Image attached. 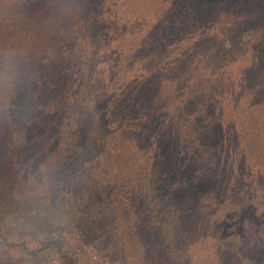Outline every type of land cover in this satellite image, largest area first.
Here are the masks:
<instances>
[{
	"label": "trees",
	"instance_id": "16d2710c",
	"mask_svg": "<svg viewBox=\"0 0 264 264\" xmlns=\"http://www.w3.org/2000/svg\"><path fill=\"white\" fill-rule=\"evenodd\" d=\"M217 3L216 0H100L99 4L88 0H0V162L3 157L7 164L29 170L42 161V168L39 166L34 172H69L75 162L80 165L77 172L93 174L86 164L93 153L106 156L104 170L94 176L105 203L100 200L102 205L96 204L87 214L89 218L101 215L113 218L110 228L115 233H120L122 226L121 211L125 210L122 197L133 194L138 200L142 196L137 193L138 188L155 191L158 185L171 181L162 174L167 172L162 166L165 156L162 146L150 149L147 158L138 157L139 148L146 147L148 140L154 144L156 130L143 110L133 109L136 98L162 108L166 96L167 108L176 102L174 112L164 117L167 126L176 124L178 117L192 119L201 146L226 153L233 148L246 170L252 162L264 164V76L236 87L227 105L220 104L210 119L192 103L189 94L183 96L181 80L176 81L183 72L185 80L196 77L198 64L209 71L210 63L204 52L189 45L181 54L178 50L190 42L192 16L213 6L218 9ZM225 4L237 10L233 3ZM104 46L110 61L95 64ZM174 55L175 59L166 63ZM139 64L145 68L143 71L136 67ZM149 75L147 84L143 80ZM154 75L160 80L159 89L168 92L170 85V93L157 95L151 81ZM207 77L208 74L200 82H207ZM197 82L198 77L194 84ZM101 98L106 99L105 104ZM226 107L233 112L232 118ZM43 156L44 162L40 158ZM219 161L222 162V157ZM261 173L264 182V172ZM192 177L183 181L188 183ZM252 179L251 172H239L234 166L233 172L225 175L223 188L215 189L216 195L224 201L225 197L231 199L236 190L239 194L243 190L248 193L246 186ZM210 184L200 181L193 193ZM253 200L252 195L246 204L248 208H252ZM168 207L166 217L160 221L153 219L151 227L173 235L177 232L175 220L178 224L183 210L182 199L178 197ZM58 208L56 213L63 214L64 209ZM130 211L132 208H126L125 214ZM77 221L75 217L71 223ZM189 225L187 221L186 232L191 230ZM53 228L50 220L42 216L26 218L13 196L0 194V247L16 248L30 258L52 257L53 264H97L89 252L83 259ZM126 263L127 257L123 264ZM0 264L18 263L3 252Z\"/></svg>",
	"mask_w": 264,
	"mask_h": 264
},
{
	"label": "rangeland",
	"instance_id": "374dc122",
	"mask_svg": "<svg viewBox=\"0 0 264 264\" xmlns=\"http://www.w3.org/2000/svg\"><path fill=\"white\" fill-rule=\"evenodd\" d=\"M88 1L91 4L100 2ZM216 1L218 9L215 10L213 6L209 11L192 16L189 22L190 27H193L190 42L178 50V54H181L188 45L192 46L204 52L210 63L207 66L209 71L198 64L196 77L185 80L183 72L176 80H181L179 87L183 96L189 94L192 103L201 108L208 119L215 115L220 104L227 105L228 97L234 95L236 87L264 76V0ZM226 1L237 6L234 7L237 10L226 5ZM222 10H225L224 15ZM106 48L104 46L99 51L95 64L110 61L111 56ZM191 51L196 57L195 52ZM174 59L175 55L169 57L166 63ZM140 64L136 67L140 68ZM143 66L147 67L146 64ZM140 69L143 71L145 68ZM207 74V82H200ZM150 77L147 76L143 82L150 84ZM197 77L198 82L194 84ZM151 81L157 95L166 94L167 89L166 92L159 89L160 80L155 75ZM170 87L167 93L171 92ZM101 99V103L105 104L106 99ZM164 102L165 105L160 108L136 98L132 107L134 110H143L156 130V138L153 140L156 145L148 140L146 147L143 145V148H139V159L147 158L150 149L158 146L161 149L162 146L164 152L162 149L161 152L165 155L162 166L167 171L162 174L168 175L171 181L158 185L155 191L136 187L140 189L137 193L142 194L138 200L133 194L122 197L123 209L132 208V211L128 214H125V210L121 211L120 233L111 230L113 218L108 215L89 218L87 214V210L96 204L102 205L99 182L94 177L95 172L101 173L105 168L107 157L102 154L93 153L86 163L93 174L77 172L80 165L75 162L69 172H34L39 166L42 168V161H37L27 170L23 166L7 164L8 161L2 157L0 194L13 196L26 218L38 215L50 220L53 229L73 249L78 250L84 256L83 259L85 253L89 252L97 264H123L126 257V264H264V182L261 177L264 164L252 162L249 170H246L243 168L244 161L233 148L230 153H226L201 146L197 126L192 123V119L178 117L176 124L167 126L164 117L174 112L176 102L173 106L169 104L168 108L166 96ZM226 110H229L232 118L233 112L229 107ZM229 132L234 143L232 127ZM226 155L227 161L223 162ZM220 157L222 162L219 161ZM40 158L45 161V156ZM238 160L240 164L236 163ZM190 164L193 167L188 168ZM234 166H237L239 172L253 174V179L246 186L248 193L243 190L244 193L240 191L239 194L236 190L231 199L225 197L224 201H220L215 189L223 188L221 184L225 182V175L233 172ZM141 169L143 172L148 171ZM189 177L193 179L185 183L183 179ZM194 178L196 181H193ZM200 181L211 184L193 193V188ZM252 195V208H248L246 204ZM178 197L182 199L183 210L178 224L175 220L177 232L169 235L153 230L152 220L164 219L168 206L171 208ZM58 207L64 209L63 214L56 213ZM16 209L18 211L17 206ZM75 217L77 223H71ZM187 221H190L191 228L188 232L185 229ZM3 252L18 264L54 262L52 257L47 256L40 259L27 257L13 247H0V255Z\"/></svg>",
	"mask_w": 264,
	"mask_h": 264
}]
</instances>
